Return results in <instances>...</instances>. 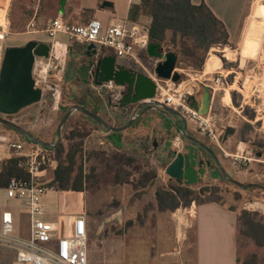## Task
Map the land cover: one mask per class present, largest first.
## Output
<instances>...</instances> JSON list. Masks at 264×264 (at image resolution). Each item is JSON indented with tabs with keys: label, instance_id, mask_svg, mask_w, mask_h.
<instances>
[{
	"label": "rangeland",
	"instance_id": "obj_1",
	"mask_svg": "<svg viewBox=\"0 0 264 264\" xmlns=\"http://www.w3.org/2000/svg\"><path fill=\"white\" fill-rule=\"evenodd\" d=\"M61 1L0 0V24L9 22L10 26L6 42L7 48L22 47L33 41L35 31H29L30 23L36 19V23L43 27L49 19L57 16L55 12L60 7ZM52 3H55V11L51 8ZM69 3L72 5L70 6L73 18L71 23L83 25L95 18L93 11L82 8V0H70ZM144 19H141L142 24H145ZM61 37L65 39V42L62 43L63 45L59 44L54 50L57 52V56H61L65 53L64 46H67V71L68 63L71 61L70 52H76L80 47L78 43L68 41L66 35ZM163 50L168 53L179 51L170 44L163 45ZM142 59L147 70L141 66L134 67L139 73L151 78L156 61L147 59L143 55ZM200 60H203L201 68H197L192 58L180 54L176 72L179 73L181 69H189L228 75L229 87L225 89L226 91L216 94L213 113L220 117L217 129L222 137L225 133L221 131L224 125L228 124L236 131L233 136L229 137L228 141L220 143V145L213 142L208 136L204 135V137L210 140L211 146L216 150L218 159L229 177L246 185L264 186V157H257V152L264 150V0H253L244 21L243 35L238 41L225 46L213 47L206 55L198 59V64ZM183 78L185 76H182L181 79ZM58 91L60 97L55 99L53 92L45 89L41 102L25 108L19 112L20 115L10 116V120L37 138L55 144L58 140V127L65 116V109H71L75 106L72 103L75 98L88 95L90 104H92V100H97L105 112V114L99 113L102 118L109 114L126 111L120 106V102L112 101L109 92H103L100 95L92 88V85L85 86L77 82H68L66 72L64 80L58 85ZM76 112L78 111H74V113ZM89 123V126L80 123L79 129L73 134L72 127L74 126L67 124L64 126L59 145L64 148L65 153L58 158L54 168L45 170L44 179L41 180L48 189H56L57 187L52 185L55 169L60 162L66 160V155L70 151H78L76 173L79 172L80 165L84 169L89 157H96V159L92 158L93 163L89 164V174L87 175L89 185L85 187L88 191L83 193L72 191L59 195L61 205L66 210V213H62L57 219L62 233L69 232L75 216L86 209L97 207L100 215L106 214V221L105 227H101L99 233L94 234V240H97L98 237L107 239L122 237L125 239L123 248L129 252L139 246L135 243L136 238L151 237L153 251L159 253L164 250L165 245L162 243L171 235L170 223H178V220L185 215L187 207H192V205H197L206 200H216L236 209L239 211V216L243 210L258 213L257 219H262L264 223V190L259 188L245 190L219 179L204 180L198 184L188 185L196 193L194 196L181 198L178 201L180 205L176 209L161 211L156 193L160 189H170L176 181L167 175L166 170L159 173V178L155 179L157 177L156 164L154 163L156 155L154 156L153 153L156 149L152 143L145 148L142 146L127 147L126 153L129 159H136L138 162L131 165L127 170L120 167L114 168L117 170L116 172L122 170L120 172L122 177L125 175L128 179L127 182L132 183L134 188L114 189L112 186L113 179L110 178L115 171L109 169L108 162L112 158L113 160L117 158L123 160V157L119 158L117 153L108 146H100L101 151L95 150L97 144H93L92 139L94 138H90V134L95 129L100 128L92 122ZM183 140L185 145L186 141ZM91 141L93 146L88 152L86 148L90 147L88 143ZM104 147L107 150H103ZM183 149L184 147H180L172 151L178 153L179 150L183 151ZM145 172L146 175L151 174L155 180L149 187L147 186L146 190H142ZM57 201L55 200L48 209L50 218H54L57 214ZM175 203L177 202L170 199L165 201L169 208ZM122 204L125 208L120 213L118 208ZM136 204L137 206L142 205V207L134 209ZM113 210L117 211L113 212ZM127 212L135 215V219L127 220L120 225L121 216ZM247 230L242 224H238L239 264H264V246H259L254 237L246 234ZM258 237L260 241H264L262 232L258 233ZM93 244L91 242L89 244L90 251L94 247ZM178 250L180 251V248ZM180 259L178 256L176 264H181Z\"/></svg>",
	"mask_w": 264,
	"mask_h": 264
},
{
	"label": "crops",
	"instance_id": "obj_2",
	"mask_svg": "<svg viewBox=\"0 0 264 264\" xmlns=\"http://www.w3.org/2000/svg\"><path fill=\"white\" fill-rule=\"evenodd\" d=\"M69 2L70 0H66L63 14L60 12V7L57 8V12H55L57 16H55V18L61 15L68 25L82 26L71 23L73 18L70 12V6L72 5H70ZM104 2H109L113 6L104 8L102 6ZM252 2L253 0H193V4L195 5L205 3L215 16L225 24L229 33V43L236 42L242 37L244 21ZM139 3L140 2L130 3V0H82V8L93 11L95 13V18L100 20L104 27L121 23H141L142 18H145V24L150 26L151 18L149 16L142 15L137 21H131L129 19L131 7ZM51 8L55 11V3H52ZM55 18L49 19L48 23H45L43 27L39 23L37 24V28L33 33L35 35L33 41L51 45V39L45 30L48 24ZM62 35L64 34L59 35V44L65 42V39L61 37ZM78 46L81 48L85 45L79 44ZM105 51L106 55L116 57L117 65L136 70L134 66L138 65L133 60L117 57L113 52L107 49ZM200 92L195 97V100L199 103L203 97L204 90ZM215 97L216 96L212 95V109L214 108ZM195 100H193V103ZM101 112L105 114L103 109ZM133 112L134 110L129 109L125 112L106 115L105 117L107 118L104 117V119L115 127H122L131 120ZM139 114L140 116L135 124L126 131L113 133L95 129L92 134H90V138H94L92 139L94 141L93 144H97L95 150L101 151L102 149L100 146H108L117 153L116 155H118L119 158L123 157V160H119L118 158L113 160L112 158L109 162L107 161L110 166L109 169L115 171L110 178L113 179L112 186H114V189L119 188V190H126L127 187L134 188L132 183L127 182L128 179L125 175L122 177L120 173L122 171L121 169L119 172L115 170L117 167L127 170L131 165L138 162L136 159H129L126 153L127 147L142 146L145 148L148 144L152 143L156 149L153 154L154 156L156 155L154 163L156 164L157 177L155 179H158L159 173L165 171L172 161V158L168 157L170 155V151H167V148H169L168 143L172 142V150H175V148L178 147V139L183 138V134L185 133L182 119L166 112L163 108L150 109V107L144 106L141 108ZM17 115L20 114L18 113ZM71 117L73 118V122L71 123L72 126L76 123H82L85 126L90 125L89 121L78 118L74 112L70 118ZM188 134L191 137L204 136L189 122ZM23 141L29 140L22 138L11 130L0 128V163L5 159L14 157V152L10 148V144ZM88 144L90 147H87L86 151L89 152L91 151V146H93L92 141ZM103 150H107V148ZM92 158L96 159V157H89L86 161V166L82 170L84 181L81 193L88 191L85 187L89 185V177H87V175L89 174V164L92 162ZM143 175L144 187L141 189L146 190L147 186L149 187L155 179H153L151 174L146 175V172ZM204 180H216V177L212 175L206 177ZM66 193L69 192H61L57 190V188L48 189V192L42 198V203L45 208L44 218L46 220L59 224L57 219L62 213H66L65 208L61 205L59 200V195ZM55 200H58L57 214L54 218H50L48 209L54 204ZM141 207L142 205L137 206L136 204L134 209ZM123 208H125L123 204L118 208L120 213ZM116 211L117 210H113V212ZM6 212L12 214L13 235L20 238H29L31 233V217L24 207L23 201L8 197L7 190L0 189V232L2 229L3 214ZM81 214L86 215L88 227L87 250L89 264H176L178 256L181 258V264H239L237 238L239 211L225 204L209 202L187 207L185 209V215L182 219L178 220V223H170L171 235L162 243L165 245L164 250L159 253H154L151 237L136 238L135 243L139 244V246H136L129 252L125 251L123 248L125 239L122 237H114L111 239L98 237L97 240H94V234H98L99 229L105 227L106 214L100 215L97 207L86 209ZM134 219L135 215L127 212L121 216L120 225L124 224L127 220ZM90 242L91 244L94 243V247L91 251L89 250ZM179 248L180 251L178 250ZM0 264H18L16 260V251L10 247L0 245Z\"/></svg>",
	"mask_w": 264,
	"mask_h": 264
},
{
	"label": "built area",
	"instance_id": "obj_3",
	"mask_svg": "<svg viewBox=\"0 0 264 264\" xmlns=\"http://www.w3.org/2000/svg\"><path fill=\"white\" fill-rule=\"evenodd\" d=\"M140 1L130 0V3ZM36 28V19H33L29 25V31H35ZM45 31L52 41L51 53L48 58H36L33 70L36 87L43 92L48 89L53 92L55 99L60 97L58 85L65 78L67 64V46H64L65 53L61 56H57L54 50L59 45L60 34L66 35L70 42L85 46L93 44L99 50H110L117 57L129 58L146 69L143 65V55L147 59L156 61L153 74L150 75L157 86V95L153 100L143 101L140 104L144 107L154 103L156 108H171L183 115L201 134L208 136L218 145L223 143L222 135L217 129L219 115L213 113L212 108L207 115H201L192 108V103L205 87L210 88L213 96L226 91L225 89L229 87L228 75L181 69L179 74L181 78L182 76L185 78L179 82L159 78L155 69L160 60L148 55L149 26L142 23H121L104 27L100 20L93 18L86 25L70 26L59 15L48 24ZM9 32V22L0 24V70L7 49ZM163 52L168 53L164 50ZM92 88L100 95L103 92H109L113 102H120L125 91L124 87L117 85L114 81L106 82L101 86L92 84ZM137 108L138 106L134 109L132 118L139 116L140 110L137 111ZM228 127V124L224 125L221 131L225 132ZM177 146V148L184 147L183 138L178 139ZM10 148L14 152V157L17 158L18 167L25 171L29 178L12 179L6 190L8 197L23 201L31 217V233L29 238L15 237L12 214L6 212L3 214L0 245L16 251L18 264H89L86 215L75 216L67 233L61 232L58 223L44 218L45 208L42 198L48 192V188L41 180L44 179L45 170L54 168L56 163L52 149L29 141L12 143Z\"/></svg>",
	"mask_w": 264,
	"mask_h": 264
},
{
	"label": "water",
	"instance_id": "obj_4",
	"mask_svg": "<svg viewBox=\"0 0 264 264\" xmlns=\"http://www.w3.org/2000/svg\"><path fill=\"white\" fill-rule=\"evenodd\" d=\"M66 0L61 1L60 12L64 13ZM105 7H112L109 2H104L102 5ZM89 51H92V56H88L85 61H81L79 54L70 52L71 61L68 63L66 71V80L71 82L75 75H82L85 81L90 78L93 79L91 70L94 72V85L101 86L106 82L114 81L117 85L125 88L126 93L122 95L120 100V106L126 108L129 105L137 106V111L141 110L143 101L153 100L157 95V86L154 81L133 69H127L123 66L116 64V57L106 55L105 50H99L95 45L91 44L87 46ZM51 53V45L46 43H38L37 41H30L22 47H9L6 49L2 67L0 70V113L7 116L17 115L19 112L28 108L36 103L41 102L43 98V91L36 87V83L33 76V70L36 58H48ZM148 55L152 58L159 59V63L155 69L156 75L164 80H173L179 82L181 75L176 72V66L178 63V56L174 52L164 54L163 46L155 43H150L148 47ZM74 57V58H73ZM204 94L201 102L195 100L192 103V108L198 111L201 115H207L210 112L212 104L211 90L205 87ZM140 104V105H139ZM148 107L154 109L155 104L149 103ZM165 111L182 119L184 123L185 133L183 139L186 143L183 151H172L173 143L169 142L167 151H170L172 158L171 163L166 168L167 175L180 184L194 185L204 181L206 177L212 176L213 167L204 158L199 156V153L195 146H186L187 142L200 145L207 150L214 158L219 167L223 177L230 183L242 188H259L264 190V186L258 184H243L236 180L230 179L228 174L222 167L218 157L214 152L200 141L191 137L188 134V121L179 112L164 107ZM74 111H78L98 125L103 127L106 131L113 133H120L131 128L138 117L134 116L131 120L122 127H115L107 122L100 115L94 114L78 105L69 109L63 117L58 127V140L55 144L45 142L29 131L18 126L12 121L4 120L0 118V124L17 133L18 135L28 139L34 144H38L48 149H55L58 147L62 130L67 124L70 116ZM233 127H228L222 137V142L225 143L230 136L235 134ZM187 151L185 153L184 151ZM262 153H257V157L261 158Z\"/></svg>",
	"mask_w": 264,
	"mask_h": 264
},
{
	"label": "trees",
	"instance_id": "obj_5",
	"mask_svg": "<svg viewBox=\"0 0 264 264\" xmlns=\"http://www.w3.org/2000/svg\"><path fill=\"white\" fill-rule=\"evenodd\" d=\"M142 15L151 18L149 26L150 43L162 46L170 44L172 47L179 49L178 52H175L177 56L182 54L192 58L197 68H201L203 62V60H200L198 64V59L206 55L213 47L229 44V33L225 24L215 16L205 3L195 5L193 0H141L139 4L131 7L129 19L137 21ZM91 102L92 104L89 103L88 95H85L84 97L75 98L72 103L99 115L102 107L97 100H92ZM69 109H65V114ZM76 116L92 122L100 129L105 130L80 112H76ZM72 122L73 118L71 117L67 125H71ZM78 125L79 123H76L74 125L75 128L72 127V134L79 129ZM51 152L57 161L58 158L63 156L65 150L59 145ZM77 158L78 151H70L66 155V160L58 164L52 182V185H55L57 190L61 192H79L82 190L84 181L82 175L83 167L80 165L78 168L79 172L76 173L78 167ZM15 178L28 179L29 175L18 167L16 157L5 159L0 163V189H7L12 179ZM195 194L188 185L176 182L171 185L170 189L158 190L156 196L160 210L166 211L178 208L180 205L178 201L181 198L194 196ZM168 199L177 203L169 208L165 204ZM209 202L219 203L216 200H206L198 204ZM188 203L190 204L191 202ZM258 216V213H250L243 210L239 216V223L248 229L245 233L254 237L259 246H264V241H260L258 237L259 232L264 234V223L262 219H257Z\"/></svg>",
	"mask_w": 264,
	"mask_h": 264
},
{
	"label": "flooded vegetation",
	"instance_id": "obj_6",
	"mask_svg": "<svg viewBox=\"0 0 264 264\" xmlns=\"http://www.w3.org/2000/svg\"><path fill=\"white\" fill-rule=\"evenodd\" d=\"M87 46H88V45H87ZM87 46H83V47H81V48H80L78 51H76V52H74V51H71V52H73L74 54H79V55L81 56V61H85V60L88 58V56H92V51H89V50L87 49ZM73 58H74V57H73ZM133 70H134V69H133ZM135 71H136V70H135ZM90 73L93 75V79H92V80H90V78H89V79H87V81H85L84 76H82V75H75L74 78H73V80H72L70 83H75V82H77V83L82 84V85H85V86H91L92 84H94V72L91 70ZM125 93H126V90L124 91L123 94H125ZM137 106H138V105H137ZM135 108H136V106H134V105H129V106H127L125 109L128 111L129 109H130V110H134ZM0 118H2V119H4V120L11 121V120H10V116H7V115L1 114V113H0ZM0 128H6V127L3 126L2 124H0ZM194 138L197 139L198 141H200L202 144L206 145V146H207L209 149H211V150L214 152V154L218 157L216 150L211 146V144H210V142H209L210 140H209L207 137H204V136H203V137H194ZM186 146H195V147H196V149H197V151H198V153H199V156L202 157V158H204V159H205L207 162H209L210 165L213 167L212 175H215L216 180L219 179V180H223V181H226V182L230 183L228 180H226V179L223 177V175H222V173H221L219 167L217 166L216 161L214 160L213 156H212L207 150H205V149H204L203 147H201L200 145H197V144H194V143H190V142H187ZM184 152L187 153L186 150H185ZM257 153H262V154H263L262 157H264V150H263L262 152H257ZM228 177H229V175H228ZM229 178L232 179L231 177H229ZM183 184H184V183H183ZM230 184H232V183H230Z\"/></svg>",
	"mask_w": 264,
	"mask_h": 264
},
{
	"label": "bare ground",
	"instance_id": "obj_7",
	"mask_svg": "<svg viewBox=\"0 0 264 264\" xmlns=\"http://www.w3.org/2000/svg\"><path fill=\"white\" fill-rule=\"evenodd\" d=\"M5 8H6V6H5ZM262 23V22H261ZM55 54L57 55V52H55ZM213 61V60H212ZM211 67H212V65H210ZM227 95H228V93H226Z\"/></svg>",
	"mask_w": 264,
	"mask_h": 264
}]
</instances>
